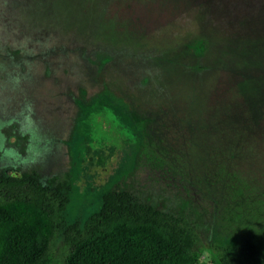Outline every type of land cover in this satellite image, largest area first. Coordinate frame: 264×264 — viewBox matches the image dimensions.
I'll list each match as a JSON object with an SVG mask.
<instances>
[{
	"label": "rangeland",
	"instance_id": "obj_1",
	"mask_svg": "<svg viewBox=\"0 0 264 264\" xmlns=\"http://www.w3.org/2000/svg\"><path fill=\"white\" fill-rule=\"evenodd\" d=\"M260 144L264 0H0V172L68 179V221L125 188L216 264Z\"/></svg>",
	"mask_w": 264,
	"mask_h": 264
},
{
	"label": "trees",
	"instance_id": "obj_2",
	"mask_svg": "<svg viewBox=\"0 0 264 264\" xmlns=\"http://www.w3.org/2000/svg\"><path fill=\"white\" fill-rule=\"evenodd\" d=\"M257 149L264 164V144ZM242 171L227 179L233 234L215 245L216 264H264V165ZM70 191L68 179L43 183L35 170L0 172V264H196L205 248L192 220L125 188L104 194L84 221H68Z\"/></svg>",
	"mask_w": 264,
	"mask_h": 264
},
{
	"label": "flooded vegetation",
	"instance_id": "obj_3",
	"mask_svg": "<svg viewBox=\"0 0 264 264\" xmlns=\"http://www.w3.org/2000/svg\"><path fill=\"white\" fill-rule=\"evenodd\" d=\"M30 110H31V108H29ZM27 118V117H26ZM19 119V118H18ZM18 119H16V120H18ZM25 121V120H24ZM19 124V123H18ZM24 127V126H23ZM7 172H9V173H12L13 175H15V176H18V175H16V174H14L13 172L14 171H19V170H15V169H12V168H10V169H8V170H6ZM32 171H34V170H32ZM32 171H23V172H21V175L24 173V172H32ZM20 172V171H19Z\"/></svg>",
	"mask_w": 264,
	"mask_h": 264
},
{
	"label": "water",
	"instance_id": "obj_4",
	"mask_svg": "<svg viewBox=\"0 0 264 264\" xmlns=\"http://www.w3.org/2000/svg\"><path fill=\"white\" fill-rule=\"evenodd\" d=\"M13 173L16 175H21V172H19V171H14Z\"/></svg>",
	"mask_w": 264,
	"mask_h": 264
}]
</instances>
